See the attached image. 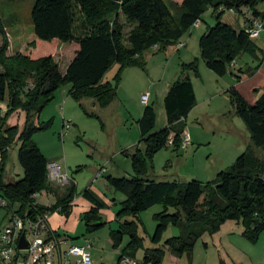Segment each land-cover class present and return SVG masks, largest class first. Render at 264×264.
Masks as SVG:
<instances>
[{"label": "trees", "instance_id": "16d2710c", "mask_svg": "<svg viewBox=\"0 0 264 264\" xmlns=\"http://www.w3.org/2000/svg\"><path fill=\"white\" fill-rule=\"evenodd\" d=\"M260 2L264 0H183L181 4L167 0H35L31 18L37 41L59 40L76 43L78 47L62 73L53 55L36 58L30 55L28 50H32L35 42L11 57L7 55L6 36L0 45V101L7 105L6 114L0 117V190L12 206H17L16 212L21 216H31L36 210L65 216L71 213L76 195L73 178L49 206L37 203L35 197L42 191H52L53 184L48 178L50 160L32 137L51 127L53 119L41 121L40 114L63 84L71 85L69 95L75 100L92 98L100 107H106L117 96L125 68L146 69L143 58L146 50L176 46L184 32L200 21L208 9L212 10L216 23L208 26L200 37L201 57L209 69L225 76L241 51L255 54L257 45L246 27L236 30L223 21V13L246 10L264 22V10L258 8ZM249 22L247 17L246 24ZM127 25H131L128 32ZM0 31H3L1 22ZM117 64L115 84L103 81L105 74ZM180 66L181 75L164 97L167 125L153 131L156 111L152 104H146L137 120L139 143L132 152L125 151L131 159L133 176H106L107 183L126 196L116 213L117 220L127 215L135 218L125 219L116 229L110 228L114 248H119L124 236L129 235L118 260L124 255L136 259L142 245L137 229L139 215L159 204L163 210L154 215L157 226L151 241L160 243L170 224L179 227L180 234L167 238L163 247L145 249L139 264H161L165 248L177 257L184 253L190 256L204 233H217L227 221L240 223L243 235L251 241H256L264 231V155L258 154L259 148H264V88L255 89L257 94L262 92L254 103L248 102L235 86L228 89L235 112L250 134V144L212 181H156L147 177L148 161H153L155 154L167 147L171 135L174 150L180 149L185 121L197 103L189 71L200 75L198 61L182 62ZM21 110L26 113V120L19 130L18 125L7 122ZM16 137L20 141L19 160L24 176L7 182L2 163ZM140 143H144L143 148ZM82 196L91 203V208L82 215L85 234L103 229L108 223L101 216L106 203L89 186L82 191ZM171 208L173 212L169 211ZM55 234L64 235L56 231Z\"/></svg>", "mask_w": 264, "mask_h": 264}, {"label": "rangeland", "instance_id": "374dc122", "mask_svg": "<svg viewBox=\"0 0 264 264\" xmlns=\"http://www.w3.org/2000/svg\"><path fill=\"white\" fill-rule=\"evenodd\" d=\"M167 1L181 4L183 0ZM34 2L35 0H0V22L4 31H0V45L6 36L9 45L7 55L11 57L35 42L32 50H28L30 55L33 58L53 55L60 71L64 73L78 45L59 40L37 41L31 18ZM258 8L264 10V2H260ZM246 12L226 10L222 20L236 30H241L247 25ZM122 20L124 21V17ZM215 23L216 18L212 10L208 9L202 15L200 24L193 25L179 39L188 43L187 49H182L181 53L174 51L173 47L165 50H158L157 47L146 50L143 53L146 69L136 66L128 68L125 73L123 70L117 96L106 107H100L92 98L75 100L69 95L71 85L65 83L56 91L54 99L42 110L40 120L53 119L52 125L47 130L34 133L32 138L50 162L56 161L61 165L63 173L67 171L74 176L75 198L87 201L82 196V191L89 186L106 203L101 216L108 223L103 229L91 234H85L82 220L85 212L82 214L80 212L87 210L88 207H83L81 202L74 205L68 216L59 212L52 213L54 214L51 220L52 229L77 243L90 241L92 264H117L122 247L129 241V235L126 234L119 248L112 246L110 228L116 229L125 219L135 218L127 215L117 220L116 213L121 209V202L126 196L112 188L107 183L106 176H133L131 159L127 157L125 151L132 152L139 143L137 120L146 104H152L156 111L153 131L167 125L164 97L173 81L181 75L180 64L183 61L196 59L200 74L195 76L189 71L193 79L198 77L197 103L185 121V133L190 143L179 150H174L173 145L168 144L158 151L153 161H148L147 177L156 181L186 182L198 179L207 183L212 181L219 171L229 167L250 144V134L243 120L237 116L227 91L243 77H249L252 72L257 73L261 65H264V30L258 38L253 39L257 45L256 53L241 51L235 63H232L230 71L221 77L207 67L201 57L199 46L200 37L208 26ZM130 28L131 25H127L125 31L128 32ZM118 68V64L112 67L105 74L103 81L115 84L114 78ZM237 76L242 78L238 79ZM261 78L263 76L253 79ZM247 81L246 85H250L252 80ZM241 88H245V84ZM254 89L251 93H255ZM144 94L148 96L146 101L142 98ZM246 94L248 100L253 102L256 99ZM5 114L6 109L0 112V117ZM25 120L26 113L21 110L12 114L7 124L18 125L21 130ZM19 146L20 141L16 137L2 163L6 181L19 180L24 176V168L19 160ZM140 147L143 148L144 143H140ZM258 154L262 157L264 148H259ZM57 185L64 190L60 183ZM63 190L61 192H64ZM59 191L57 190L56 195L42 191L37 195L36 202L41 205L55 203ZM162 210L163 206L159 204L139 215L137 229L138 235L142 237V245L136 252V260L139 262L143 261L145 249L163 247L167 238L180 234L179 227L170 224L160 243L155 244L151 241L157 226L154 215ZM169 211L173 212V209ZM7 217L6 209L0 208V225L6 224ZM191 253L190 256L184 253L177 257L165 248L161 264H264V231L256 241H251L243 235L240 223L227 221L217 233H204L195 243Z\"/></svg>", "mask_w": 264, "mask_h": 264}, {"label": "built area", "instance_id": "2783aa9c", "mask_svg": "<svg viewBox=\"0 0 264 264\" xmlns=\"http://www.w3.org/2000/svg\"><path fill=\"white\" fill-rule=\"evenodd\" d=\"M247 17L250 22L246 25V31L251 38H258L264 30V22L252 16L249 11ZM199 24L200 21L194 23V25ZM142 98L148 100L147 94ZM189 143L190 140L184 133L180 148H185ZM168 144L173 145L172 135ZM48 171L51 182L68 184L70 180L68 174L62 172L61 165L56 161L49 162ZM102 171L104 172V169ZM0 208H5L8 214L6 224L0 225V264H92L90 241L77 243L66 235H56L49 226L51 211L36 210L31 216H21L16 212L17 206H12L10 199L2 190H0ZM22 237L26 243L25 247H20ZM117 264H139V262L124 255Z\"/></svg>", "mask_w": 264, "mask_h": 264}, {"label": "crops", "instance_id": "0c3cea01", "mask_svg": "<svg viewBox=\"0 0 264 264\" xmlns=\"http://www.w3.org/2000/svg\"><path fill=\"white\" fill-rule=\"evenodd\" d=\"M182 44H184L183 46H182ZM187 46H188V43H187V41H185V43L184 42H181V40L178 42V44L176 45V46H174L173 47V49H174V51L176 50V51H178V53H181L182 52V49H187ZM71 61V60H70ZM183 62H186V61H183ZM70 63V62H69ZM235 63V62H234ZM181 65V64H180ZM201 66V65H200ZM128 68H130V67H127V68H125L124 69V73L126 72V70H128ZM263 68H264V65H261V67L259 68V70H258V72L257 73H254V74H252V75H250L249 77H247V76H245V77H243V79L240 81V82H236L235 84H234V86L236 87V88H238V90H239V92L246 98V100L248 101V102H250V103H254L255 102V97L257 98V96H258V94L256 93H251V90H253L254 88L255 89H262L263 87H264V70H263ZM240 75V74H239ZM258 76H263V78H261V79H253V78H256V77H258ZM241 78H242V76H240ZM197 79H193L192 77H191V80H192V82H193V85H194V88H195V93H196V96H197V80H198V77H196ZM247 80H252V81H250V85L249 84H247L246 85V82H248ZM243 84H245V88H241L242 86H243ZM255 89H254V91H255ZM246 93H248V95H250V98L252 97V99L254 98L255 100H253V102L251 101V100H248L249 98H248V96H247V94ZM6 109V111H7V105H6V102H1L0 101V112L1 111H3L4 112V110ZM142 113H143V110L141 111V115H142ZM140 118V117H139ZM139 130V129H138ZM62 168V167H61ZM104 169V168H103ZM64 174H68V176H69V178H73V179H75L74 178V176L72 175H70L67 171L66 172H64ZM6 181V180H5ZM11 181V180H10ZM7 182H9V181H7ZM53 184V187H52V191H49V192H51L50 194H52V195H56V194H58L57 193V190L59 191V195H61L63 192H61V190H63L62 189V187H58V186H60V185H57L58 183H52ZM62 186H64V185H62ZM58 187V188H57ZM55 188V189H54ZM64 191V190H63ZM42 193V192H41ZM40 193V194H41ZM48 193V192H47ZM49 195V194H48ZM37 197V196H36ZM82 199L83 198H79V199H77V198H75L74 199V201H73V206H72V209L77 205V204H79V202H81V205L83 206V207H85V206H87L88 208H87V210H89L90 208H91V203L90 202H88V201H82ZM109 205H111L112 203H108ZM75 205V206H74ZM87 210H85V211H82V212H80V214H82L83 212H86ZM72 211V210H71ZM102 211H103V209H102ZM101 211V212H102ZM63 215V214H62ZM53 216H54V214L52 215L51 214V217H50V220H49V226H50V228L52 229V227H51V220L53 219ZM54 232L56 231V230H54V229H52ZM56 232H58V231H56Z\"/></svg>", "mask_w": 264, "mask_h": 264}, {"label": "water", "instance_id": "95a60500", "mask_svg": "<svg viewBox=\"0 0 264 264\" xmlns=\"http://www.w3.org/2000/svg\"><path fill=\"white\" fill-rule=\"evenodd\" d=\"M26 246V243L25 241L23 240V237L21 238L20 240V247H25Z\"/></svg>", "mask_w": 264, "mask_h": 264}]
</instances>
